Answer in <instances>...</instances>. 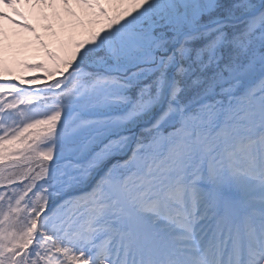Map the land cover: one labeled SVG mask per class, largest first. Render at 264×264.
<instances>
[{
	"label": "snow or ice",
	"instance_id": "obj_1",
	"mask_svg": "<svg viewBox=\"0 0 264 264\" xmlns=\"http://www.w3.org/2000/svg\"><path fill=\"white\" fill-rule=\"evenodd\" d=\"M0 264H264V0H0Z\"/></svg>",
	"mask_w": 264,
	"mask_h": 264
},
{
	"label": "bare ground",
	"instance_id": "obj_2",
	"mask_svg": "<svg viewBox=\"0 0 264 264\" xmlns=\"http://www.w3.org/2000/svg\"><path fill=\"white\" fill-rule=\"evenodd\" d=\"M26 54H28V55L31 54V48L26 49Z\"/></svg>",
	"mask_w": 264,
	"mask_h": 264
}]
</instances>
